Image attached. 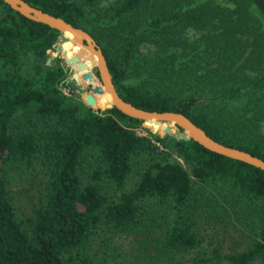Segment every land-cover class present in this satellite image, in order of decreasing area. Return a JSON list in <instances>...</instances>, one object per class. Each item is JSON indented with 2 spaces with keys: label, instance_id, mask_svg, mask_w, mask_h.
Masks as SVG:
<instances>
[{
  "label": "trees",
  "instance_id": "16d2710c",
  "mask_svg": "<svg viewBox=\"0 0 264 264\" xmlns=\"http://www.w3.org/2000/svg\"><path fill=\"white\" fill-rule=\"evenodd\" d=\"M25 1L87 31L125 101L182 113L264 159V0ZM57 35L0 0V264L114 263L118 237L138 243L128 264H264V170L114 107L93 110L75 89L99 84L96 67L95 81L74 69L81 80L72 75L65 95L61 65L44 64L81 48L67 40L57 51ZM27 55L37 58L29 74ZM107 102L99 94L94 106ZM19 169L39 174L26 215L9 189ZM212 218L236 221L245 246L203 250Z\"/></svg>",
  "mask_w": 264,
  "mask_h": 264
},
{
  "label": "water",
  "instance_id": "95a60500",
  "mask_svg": "<svg viewBox=\"0 0 264 264\" xmlns=\"http://www.w3.org/2000/svg\"><path fill=\"white\" fill-rule=\"evenodd\" d=\"M11 9L20 13L21 15L34 20L36 22L47 25L49 28L57 30L58 35L52 47L55 46L57 51L62 50V45L65 41L69 40L73 45L81 46V49L77 55L72 56L70 59H65V62L72 61L78 68H84L85 72L82 74V78L95 81V78L89 67H96L99 84H89V90L85 85L78 87L75 91L78 93V99L83 96H87L85 103L88 106H94L95 96L103 93H107L110 96L109 102L101 107V110L116 108L121 113L138 120H141L144 126L150 127L153 133L160 132L162 136L169 135L174 136L176 140H188L192 139L199 143L204 148L218 153L220 155L240 160L261 170H264V159L254 156L244 150L227 146L219 141H216L210 137L202 128L193 123L189 118L179 112L175 111H151L139 108L132 103L125 101L119 92L117 91L112 75L108 69L105 56L97 44L95 39L84 29L73 26L59 16L52 15L48 12L41 10L38 7L31 5L25 0H2ZM69 32L71 38H68L65 33ZM57 40V41H58ZM85 56V57H84ZM85 61L89 60V65H86L80 59ZM37 58L32 56L30 61V67L33 68ZM63 58H55L54 61L47 60L44 64L46 67H52L53 63H61V67L65 68ZM69 60V61H68ZM73 76L76 81H80V75L77 72H73ZM70 78L61 76L59 78L58 87L62 91L69 90L71 87ZM172 125L177 127L175 130Z\"/></svg>",
  "mask_w": 264,
  "mask_h": 264
},
{
  "label": "rangeland",
  "instance_id": "374dc122",
  "mask_svg": "<svg viewBox=\"0 0 264 264\" xmlns=\"http://www.w3.org/2000/svg\"><path fill=\"white\" fill-rule=\"evenodd\" d=\"M50 50V49H49ZM49 50H47L46 60L49 58ZM32 59V55H27L24 59V66L23 71L26 74H29L32 72V68H30V61ZM84 60V59H82ZM54 64V63H53ZM52 64V66H53ZM61 65V63H56ZM65 65L64 68V75L66 78H71L75 70H78L79 72H85V70H81L82 68H78L74 62L72 64L65 62L63 60V63ZM55 66V65H54ZM69 68V70L67 69ZM90 69L93 67H89ZM98 82V81H97ZM62 91V90H61ZM64 93V91H62ZM69 97L74 98L72 95V92L68 90ZM87 99V96H83L79 100L85 103ZM86 104V103H85ZM93 108V110H100V107L90 106ZM142 127L144 124H141ZM172 127L177 130V127L172 125ZM151 130L150 127H146ZM152 131V130H151ZM263 131H264V123H263ZM138 134H145L146 131L141 128H137ZM160 134V132H157ZM176 156V154H174ZM12 176V180L9 183V189L11 192V195L14 199L15 205L17 207L18 213L20 215H26L31 212L32 206L34 202L37 200L39 196L40 186H39V174L33 173L31 170H25V169H19L14 172H11L10 174ZM217 218L207 219L204 220L202 223V227L204 228V234H205V241L203 242L202 249L206 250L208 253H210V250L212 246L214 245H220L223 252H229L232 250H241L245 245L242 243L241 239L239 238V232L238 229H241V227L236 223V221H233V223L228 222L221 224V222L217 221ZM243 234H246V231L244 230ZM117 240L114 241V244L117 246L118 251L120 254V258L117 259L116 262L109 263L105 261V259H102V257H95V259L92 260L91 264H128L131 260H134V258L137 256V250L138 243H133V238L125 239V237L116 238ZM212 242V243H211ZM110 254L113 256H116L112 250H109ZM103 255V248H99L98 255ZM112 255L110 257H112ZM189 257V255H187ZM138 261V260H137ZM141 261V260H139ZM148 260H143L142 262L145 263Z\"/></svg>",
  "mask_w": 264,
  "mask_h": 264
},
{
  "label": "bare ground",
  "instance_id": "6f19581e",
  "mask_svg": "<svg viewBox=\"0 0 264 264\" xmlns=\"http://www.w3.org/2000/svg\"><path fill=\"white\" fill-rule=\"evenodd\" d=\"M65 35H66L68 38H71V34H70L69 32H66ZM76 46H78L79 48H81V46H79V45H76ZM104 94H105V97L107 98V100H108V102H109V100H110V96H109V94H107V93H104Z\"/></svg>",
  "mask_w": 264,
  "mask_h": 264
},
{
  "label": "built area",
  "instance_id": "2783aa9c",
  "mask_svg": "<svg viewBox=\"0 0 264 264\" xmlns=\"http://www.w3.org/2000/svg\"><path fill=\"white\" fill-rule=\"evenodd\" d=\"M65 92H68V90L64 91V94H65V95H69V93H65Z\"/></svg>",
  "mask_w": 264,
  "mask_h": 264
}]
</instances>
